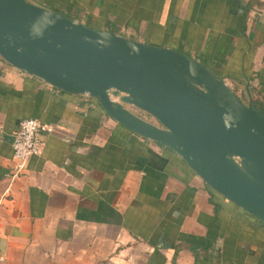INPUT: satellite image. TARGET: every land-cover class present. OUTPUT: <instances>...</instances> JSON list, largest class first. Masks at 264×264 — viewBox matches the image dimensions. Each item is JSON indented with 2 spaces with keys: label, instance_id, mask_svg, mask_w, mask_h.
Returning a JSON list of instances; mask_svg holds the SVG:
<instances>
[{
  "label": "crops",
  "instance_id": "0c3cea01",
  "mask_svg": "<svg viewBox=\"0 0 264 264\" xmlns=\"http://www.w3.org/2000/svg\"><path fill=\"white\" fill-rule=\"evenodd\" d=\"M28 1L194 56L264 110V0ZM25 117L53 130L13 177ZM0 264H264V220L95 97L0 56Z\"/></svg>",
  "mask_w": 264,
  "mask_h": 264
},
{
  "label": "water",
  "instance_id": "95a60500",
  "mask_svg": "<svg viewBox=\"0 0 264 264\" xmlns=\"http://www.w3.org/2000/svg\"><path fill=\"white\" fill-rule=\"evenodd\" d=\"M0 56L95 97L111 117L174 149L210 187L264 220V112L201 60L28 0H0Z\"/></svg>",
  "mask_w": 264,
  "mask_h": 264
},
{
  "label": "built area",
  "instance_id": "2783aa9c",
  "mask_svg": "<svg viewBox=\"0 0 264 264\" xmlns=\"http://www.w3.org/2000/svg\"><path fill=\"white\" fill-rule=\"evenodd\" d=\"M40 130L52 131L53 125L35 117H25L19 121L12 140L14 163L11 175L13 177L20 174L30 155L41 153L44 141L39 136Z\"/></svg>",
  "mask_w": 264,
  "mask_h": 264
},
{
  "label": "rangeland",
  "instance_id": "374dc122",
  "mask_svg": "<svg viewBox=\"0 0 264 264\" xmlns=\"http://www.w3.org/2000/svg\"><path fill=\"white\" fill-rule=\"evenodd\" d=\"M242 99H243V101H244L245 103L248 102L247 97H246L245 95H242ZM128 107H129L132 111H134V112H140L141 114H143L144 116H146L148 119L150 118V120L152 119L153 121H155V118H154L152 115H150L149 113H146V112H144L143 110H140L139 108H137V107H135V106H133V105H128Z\"/></svg>",
  "mask_w": 264,
  "mask_h": 264
},
{
  "label": "trees",
  "instance_id": "16d2710c",
  "mask_svg": "<svg viewBox=\"0 0 264 264\" xmlns=\"http://www.w3.org/2000/svg\"><path fill=\"white\" fill-rule=\"evenodd\" d=\"M253 104L256 105L257 107H259L264 112V110L262 109V107L260 105H258V103L256 104L253 102Z\"/></svg>",
  "mask_w": 264,
  "mask_h": 264
}]
</instances>
